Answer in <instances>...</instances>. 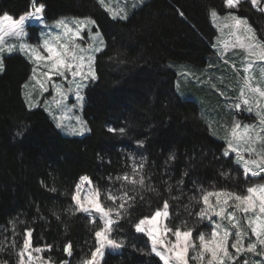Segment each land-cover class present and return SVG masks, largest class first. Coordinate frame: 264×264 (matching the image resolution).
Wrapping results in <instances>:
<instances>
[{"label":"trees","instance_id":"16d2710c","mask_svg":"<svg viewBox=\"0 0 264 264\" xmlns=\"http://www.w3.org/2000/svg\"><path fill=\"white\" fill-rule=\"evenodd\" d=\"M32 3L0 0V15L18 18ZM37 4L44 5L46 21L91 17L104 48L96 54V79L83 91V116L89 126L83 136L63 134L42 105L28 107L23 86L32 64L20 53L4 56L0 264L18 262L26 230H31L32 246L45 247L43 254L53 263L84 264L92 256L100 225L77 211L73 200L84 176L98 189L105 208L112 207L106 190L133 198L112 228L111 236L121 248L106 252L102 264H163L152 252L149 236L135 229L141 218L167 201L170 229H191L194 236L209 232L212 226L199 216L202 196L214 190L244 193L250 183L233 157L225 155L224 140L201 117V108L216 99L211 102L203 87H195L198 104L182 98L175 87L174 69L180 64L203 71L212 57L217 30L211 10L228 12L224 0H146L127 18L112 17L96 0ZM237 12L259 35L264 33L262 13L256 18L244 6ZM125 175L137 181L143 176L144 185L117 179ZM68 244L71 255L65 251Z\"/></svg>","mask_w":264,"mask_h":264},{"label":"rangeland","instance_id":"374dc122","mask_svg":"<svg viewBox=\"0 0 264 264\" xmlns=\"http://www.w3.org/2000/svg\"><path fill=\"white\" fill-rule=\"evenodd\" d=\"M96 1L112 17L127 18L133 8L143 4L146 0H103V3H101V0ZM243 2L246 4L244 5ZM224 4L226 6L225 0ZM32 5L33 3L27 13L34 11ZM37 6L39 5L37 4ZM242 6L247 7L255 13L256 18L260 13H262L264 18V10H262L264 9V0H259L258 5L255 7H253L251 0H240L237 7L228 8L226 6L228 12L226 11L225 13H220L217 9H212L211 21L217 30V36L213 41V52L209 62L203 71H199L186 63L180 64L179 67L174 70L177 74L175 81L176 91L182 98L192 99L200 104V98L195 87H203V90L210 94L208 100L213 102V98L216 99L211 106L204 105L201 108V117H203L209 125L211 132L224 140L226 144L224 153L228 152V155L233 157L234 161L243 170L245 175V161L250 162L252 160H257L260 162L262 157H264V133L260 132V129L264 127V125L261 124V120L264 119V96L260 95V92L264 91V60L259 59V54L264 51V49L256 46L257 44L264 45V33L259 35L249 19L238 14L237 9ZM213 11L216 13L215 16L212 15ZM27 13L22 16L27 17ZM5 15L12 17V20H5ZM41 16L42 19L39 20L35 18H26L22 25V30L13 31V22L18 21L21 16L16 18L8 13L0 15V37L3 38V43L0 44V47L3 48V51H0V62H2L4 66V56L13 53H20L26 57L32 64L30 77L23 86V93L28 107L33 109L42 105L63 134L68 136H83L89 132V126L83 116V91L91 78L83 79L82 75L74 76L72 72L63 69L61 70L64 71V75L61 76L57 73V70L53 68L52 61L37 59L36 57L37 55L40 57H46L48 55L47 51L43 48V42L45 40H48L56 47L60 44H68L72 51L77 53L78 57L81 55L84 57L83 66L79 69L74 68V71L78 70L83 75H86L90 68L95 72L96 54L104 48L103 35L99 30H94L95 22L82 26L80 37H83V39L77 38L73 36L72 33L66 32L63 27L57 26V21L64 20L68 26L75 31L76 26L73 24V21L85 19L94 21L91 17L63 16L52 21H46L43 13ZM233 17L240 18L242 21H246V23H241L237 26ZM249 29H251V31H249ZM253 34L255 35L254 40L251 38ZM57 36L60 37L58 41L55 39ZM77 45L79 48H77ZM33 48L36 49L35 53L32 51ZM96 49H99V51H96ZM89 57L93 59L89 61ZM70 62L74 65L80 63L79 59L76 61L70 60ZM249 65L251 66L249 67ZM45 73H47V75H45ZM49 77H51V79H49ZM244 100H248L249 103L244 104ZM237 104L240 105L239 108L236 107ZM249 109L251 110L249 111ZM236 124L241 125L240 129H237V136L244 134V125L253 126L248 129L247 135L249 139H247V142L240 141L237 139V136L233 135V128ZM230 144L232 147H237L239 145V156L237 152L232 151L229 147ZM246 149H252L254 151L249 152ZM241 156L243 159H240ZM131 158L133 160L132 166L136 169L138 166L134 161L135 158L133 156ZM248 167L251 168L252 171H259V169L251 163L248 164ZM246 177L250 179V183L244 185L246 186L244 193L227 190H214L208 192L247 195V188L255 185H264V172H261L257 176H253L249 173ZM77 186H79V199L84 202L85 206H88L86 198L94 196L98 189L91 179L86 176L79 180ZM77 191L78 187H76L75 194ZM109 193L118 197V199L113 202V200L108 198ZM105 195L107 200L111 202L112 207L105 208L101 204L99 199L100 193L98 202L106 210L117 209L120 212L121 208H119V205L122 201L119 197L123 196L116 195L115 192L109 190H106ZM225 199H227L226 196H220V203L217 204V197L211 196L209 197V203L207 205L202 199V209L206 211L204 220L212 226L209 232L203 233L206 235V238L210 237L213 227L216 225H221L218 229L221 234L225 229H228L232 233L228 241L229 251L235 255V251L231 248V243L235 240L236 229L232 228L231 223H229L227 219V213H233L234 220L232 223L239 224L240 230L244 233V247L247 248L249 242H256L257 251L242 252L237 258V261L232 262V264H244L245 260L248 261V264H264V254H257L264 252V246H261L257 242V237L251 233V227L249 226V221L254 220L255 215L262 214L259 213L258 208L255 214L251 211L245 214L235 209L234 204L238 202L229 200L228 205H225L223 203ZM74 203L77 207L75 200ZM221 208L226 209L224 218L216 215L217 212H220ZM157 210L163 211L164 205ZM157 210L151 216L144 218L153 217ZM167 211L169 212V206ZM85 214L94 222L99 223V230L105 227L104 221L100 219L99 214L95 211H92L91 214ZM117 218L115 211H113L111 214V219L114 221L113 225L116 223ZM168 218L169 216L167 218L160 216L154 221L142 226L145 228V232L142 233L147 234L148 232H152L156 236L158 242H160L157 244V247L161 250H163L164 246H170L169 242L175 241V236L173 235L175 230H173V232L166 231V229H170L167 226ZM198 235L194 236L192 233V239L196 242L197 252L200 250L199 241L197 239ZM111 238L114 239L112 236ZM261 238L264 239V237ZM150 247L152 250L151 239ZM120 248L121 246L115 249L105 247V249H103L104 255L106 252H115ZM36 249H40V251H36ZM45 250V247L32 246L30 238V247L23 252L22 257V250L20 251L19 260L16 264H56L44 256L43 253ZM29 253L31 254V259H29ZM104 255L102 257L97 255L95 257V264H102ZM194 255H196V252L190 250L188 253V264H207V254L202 262L193 260L192 256ZM91 260L92 256L86 260L84 264ZM162 263L164 264V261H162Z\"/></svg>","mask_w":264,"mask_h":264},{"label":"snow or ice","instance_id":"6c2138e0","mask_svg":"<svg viewBox=\"0 0 264 264\" xmlns=\"http://www.w3.org/2000/svg\"><path fill=\"white\" fill-rule=\"evenodd\" d=\"M253 7L257 6L259 3V0H251ZM101 3H103V0H101ZM226 6L228 8H234L237 7L240 3V0H225ZM33 9L34 11L27 13V17L21 16L18 21L13 22L12 28L13 31L17 30H22V25L24 24L26 18H35L37 20L42 19L41 14L44 11V5L39 4L37 6V0H33ZM264 10V9H262ZM213 16L216 15L215 11L212 13ZM5 20H12V17H9L5 15L4 17ZM235 20V23L237 26H239L241 23H246V21H242L240 18L233 17ZM94 21L90 19H85V20H77L73 21V24L76 26L75 31L73 28H70L68 24L64 20H59L57 21V26L58 27H63L66 32L72 33L73 36L83 39V37H80V32L82 30V26L87 25V24H93ZM251 31V29H249ZM98 35V34H97ZM253 40L255 39V35L251 37ZM57 41L60 39L59 36L55 38ZM3 43V38L0 37V44ZM257 47H261L264 49V45L262 44H257ZM43 48L47 51L48 55L46 57H40L37 55V59H46L49 61H52V66L57 70V73L61 76L64 75V71H69L72 72V74L75 75H82L83 79H89L91 78L92 80L96 79L95 72L89 69L88 73L86 75H83L81 72L78 70L74 71V68L79 69L80 67L83 66V59L84 57L77 56V53L72 51V49L69 47L68 44H60L58 47L53 46L48 40H45L43 42ZM77 48L79 46L77 45ZM0 51H3V48L0 47ZM33 53L36 52V49H32ZM82 51V50H81ZM96 51H99V49H96ZM79 59L80 63L78 65H74L71 61H76ZM89 61H91L93 58L89 57ZM259 59L264 60V51H262L259 54ZM251 65H249L250 67ZM63 69V70H61ZM3 70V64L0 62V71ZM35 71V70H34ZM47 75V73H45ZM51 79V77H49ZM79 87V86H78ZM261 96H264V91L260 92ZM82 99V97H81ZM244 104H248V100L243 101ZM237 108L240 107L239 104L236 105ZM251 109H249L250 111ZM261 124L264 125V119L261 120ZM241 125L236 124L233 128V135L237 136V129H240ZM245 129L244 134H241L237 136V139L243 142H247V139H249L247 133L248 129L252 128L253 126L251 125H244L243 126ZM109 131H114L113 129H109ZM123 132V129L120 130ZM261 133H264V127L260 129ZM259 138V134H258ZM229 147L232 149V151L237 152V155L239 156V151L238 147H232L230 144ZM249 152L254 151L252 149H246ZM225 155H228V152H225ZM240 159H243L241 156ZM251 163L252 165H255L259 171H252L251 168L248 167V164ZM140 168L143 167V165L139 166ZM135 172L136 169H133ZM261 172H264V157H262L261 161L258 162L257 160H252V161H245V175L247 176L249 173L253 176L259 175ZM86 179V178H83ZM118 180L122 179L124 181H129L130 183H138L141 186L144 185V178L143 176H140V179L137 181L135 179L129 180V177L127 175L123 177H117ZM77 193L73 196V200L76 201L77 204V211L84 212V213H89L91 214L92 211H95L96 213L99 214L100 219L104 221L105 227L96 231L95 236L97 239V245L98 247L95 249V251L92 253V260L86 262V264H95V257L97 255H100L101 257L104 255L103 249L105 247L109 248H119L121 245L114 239L111 238V230H112V225L114 221L111 219V214L113 211H115L116 216L119 217L121 214L119 210L117 209H105L99 202H98V197H99V192L97 191L94 196L87 197L88 201V206H85L84 202H82L79 199V186ZM247 195H238L236 193H213V192H208L205 193L202 196V199L204 203L207 205L209 203V197L211 196H216L217 197V204L220 203L219 197L220 196H226L227 199L223 201L225 205H228L229 200H234L235 203L234 207L235 209H238L245 214L249 213L250 211L255 214L256 209L258 208L259 213L262 215H255L254 220L249 221V226L251 227V233L257 237V242L261 245L264 246V239L261 237H264V185H255L252 187L247 188ZM109 199L113 200L115 202L118 197L113 196L111 193H109L108 196ZM126 198V199H125ZM121 199V203L119 205V208L123 209L125 207V204L127 203L128 200H132L133 198L128 196V193L125 192L123 197H119ZM128 207H131V204H128ZM168 209V202H164V210L160 211L157 210L155 215L151 218H144L139 221L135 225L136 231L139 232H145V228L142 227L146 223H150L151 221H154L157 217L163 216L164 218H167L169 216V212L167 211ZM226 209L221 208L220 212H217L216 215L221 216L224 218V213ZM206 215L205 209H201V212L199 213V216L201 219H204ZM227 219L229 223H231L232 228H235V240L231 243V248L235 251V255H233L229 251V237L232 235V233L228 230L225 229L223 233L221 234L218 229L221 227V225H216L213 227V230L211 232L210 237L206 238V235L204 233H200L197 237L199 241V251L197 252V246L196 242L192 239V231L191 229L187 231H181L179 228H177L174 232L172 229H166L167 232H173V235L175 236V241L169 242L170 246H164L163 250L159 249L157 247V244L160 243L158 242L156 236L152 232H148L149 239L152 240V252L155 253L156 256H158L162 261H164V264H188V253L189 251L196 252V255L192 256L193 260H199V261H204L205 256L207 254L208 259H207V264H232V262H236L237 258L241 255L242 252L247 251V252H256L257 251V243L256 242H249L247 245V248L244 247V233L240 230L239 224L232 223L234 220V215L233 213H227ZM31 230H26L25 231V240L23 243V249L21 251V257L23 256V252L27 250L30 247V238H31ZM36 251H40V249H36ZM65 251L71 255V244H68L65 248ZM167 253V255H166ZM258 255L264 254V252L257 253ZM29 259H31V254L29 253ZM244 264H248V261H244Z\"/></svg>","mask_w":264,"mask_h":264}]
</instances>
